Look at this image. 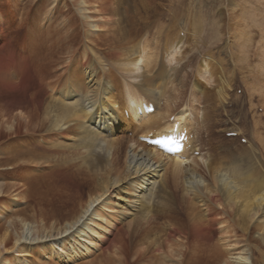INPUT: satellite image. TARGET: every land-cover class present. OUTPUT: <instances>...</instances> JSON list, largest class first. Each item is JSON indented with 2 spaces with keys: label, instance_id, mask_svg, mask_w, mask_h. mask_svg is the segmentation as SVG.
<instances>
[{
  "label": "bare ground",
  "instance_id": "obj_1",
  "mask_svg": "<svg viewBox=\"0 0 264 264\" xmlns=\"http://www.w3.org/2000/svg\"><path fill=\"white\" fill-rule=\"evenodd\" d=\"M70 2L73 10L66 11L73 16L61 20L56 8L47 9L45 0L40 1L34 18L31 14L21 24L20 39L7 33L0 14V79L17 86L30 77L32 84L45 85L43 96L35 95V88L12 101L3 100L1 129L12 136L30 133L35 128L33 117L23 110H37L42 114L43 141L53 155L76 146L83 149L64 163H49L53 165L50 172L32 177L50 188L38 195L41 199L35 210L41 218L35 213L28 220L26 210H20L0 225V264H25L28 257L37 256L73 264L75 258L97 248V241L104 244L121 220L138 211L141 219L136 229L121 228L118 235L123 241L117 236L105 240L106 252L91 264H264L263 174L252 175L249 166L243 173L236 161L206 158L191 137L192 132L199 140L205 132L212 136L205 117L196 120L182 111L170 124L162 122L168 119L157 112L162 89L145 72L151 58L145 44L142 48V42L129 37L119 3ZM37 9L44 10L40 18ZM240 40L246 41L240 37L238 47ZM70 46L76 48L67 51L66 60L58 57ZM101 47H107L106 51ZM172 48L168 64L177 53ZM118 76L121 82L114 87ZM151 104L153 114L145 110ZM14 111H18L14 123L8 124L6 118ZM136 129L145 134L136 136ZM180 130H187L189 137L175 157L141 141ZM125 132L132 136L119 140L118 135ZM0 169L38 171L16 160L0 163ZM47 179H69L78 191L82 186L89 189L94 181L100 187L89 190L79 210L68 200L54 207V201H46L52 193ZM25 191L20 184H0V210L9 208L8 197L26 202Z\"/></svg>",
  "mask_w": 264,
  "mask_h": 264
},
{
  "label": "rangeland",
  "instance_id": "obj_2",
  "mask_svg": "<svg viewBox=\"0 0 264 264\" xmlns=\"http://www.w3.org/2000/svg\"><path fill=\"white\" fill-rule=\"evenodd\" d=\"M40 1L42 0H0V14L4 16L7 23V33L20 39L21 24L31 14V18H34L32 17L35 15L34 10ZM70 1L45 0V5L47 9L53 11L56 8L58 17L66 20L73 16V12L66 11L73 10ZM106 1L121 5L120 15L123 19L122 23L129 31V37L136 40L138 44L142 42V48L145 44L144 49L147 50L146 53L148 52V58H151L145 72L154 80L157 88L162 89L161 108L157 112L164 113L163 115L168 117L162 122L168 121L170 124L173 116L182 111L196 120L205 117V122L213 129L212 136L205 132L199 140L196 138V132L191 133V137H195L193 141L199 145L200 152L210 161L219 160L222 163L236 161V165L243 173L249 166L252 175L262 173L264 176V0ZM52 2H54L53 5H51ZM232 12L238 16L237 21H234ZM43 13V9H37L36 16L40 18ZM240 37H244L247 42L240 40L238 47ZM173 46H175L174 52L177 53L174 56V62L170 58V64H168V54ZM70 48L76 47H66L58 57L66 60L67 51ZM106 49L107 47H101L103 52ZM29 78L20 85L15 84L17 86L0 79V108L3 100L12 101L16 95L26 94L27 91L32 92L35 88L37 91L35 95H44L45 85L32 84ZM120 82L121 78L118 76L113 81V85L114 83L119 85ZM121 104L125 103L121 101ZM17 112L14 111L7 116L8 124L14 123ZM23 112L33 117L32 125L35 128L32 127V131L26 135L21 133L12 136L1 129V120L0 163H12L16 160L18 164L23 163L38 171L24 173L15 169L13 172L11 170L3 172L0 169V175L2 174L0 184L10 182L14 185H23L26 189L24 193L28 197L26 202L8 197L6 204L9 208L0 210V225L16 217V213L20 210H26L24 217L28 220H31L35 213L39 215L40 212L37 213L35 210L41 199L38 195L40 191L46 192L49 186H45L41 181H33L32 177L43 172H50L53 165L50 166L49 163H64L66 158H72L74 152H83V149L76 146L60 155H53V149H47L43 141L42 114L40 115L37 110L30 112L24 109ZM139 113L142 115L141 111ZM135 127L137 126L134 125L133 129ZM190 127L187 124V128L190 129ZM135 132L136 136L145 134L144 131L137 129ZM235 132L240 134L238 138L227 136ZM125 134L118 135V139L125 136L127 140L132 136V133L125 132ZM143 140L146 138H142L141 141ZM241 140H247L248 144H243ZM165 154L168 156V152ZM66 163L70 162L66 161ZM8 171L13 175L7 173ZM47 180L52 185V191H50L52 193L46 197V201L49 204L54 201L52 205L56 207L58 202L68 200L72 202L71 207L74 206L76 210L81 209L90 189L100 187V182L94 181L89 189H83L82 186V190L78 191L69 179L62 182ZM49 204L44 206L46 210L49 209ZM133 206L126 208L132 209ZM67 212L71 213L69 210ZM49 216L50 214L47 215ZM37 217L41 218L40 215ZM113 219L115 218L110 221ZM140 219L141 213L138 211L131 217L121 220L118 227L111 230V234L104 239V244L102 241H97V248H92L88 256L75 258L73 264H91L95 258L101 259V254L107 250L105 240H113L117 236L123 241L118 235L119 230L130 225L129 232H133ZM106 256L111 254L107 253ZM133 258H135L134 255ZM25 264H59V262L57 259L49 261L43 256H37L28 257V262ZM113 264H119V262H113Z\"/></svg>",
  "mask_w": 264,
  "mask_h": 264
}]
</instances>
